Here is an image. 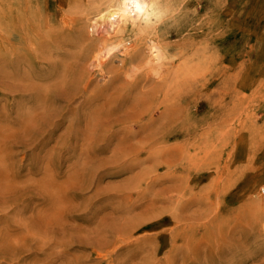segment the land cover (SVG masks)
Returning a JSON list of instances; mask_svg holds the SVG:
<instances>
[{"label": "rangeland", "instance_id": "obj_1", "mask_svg": "<svg viewBox=\"0 0 264 264\" xmlns=\"http://www.w3.org/2000/svg\"><path fill=\"white\" fill-rule=\"evenodd\" d=\"M117 1L0 0V264H186L177 237L188 227L202 241L194 264H264V0H152L160 14L148 28L93 32L95 18ZM108 38L107 52L101 44ZM136 44L144 54L128 68L152 73L141 91L166 77L163 93L171 88L179 99L166 119L187 139L195 136L170 157L140 165L136 155L115 160L131 144H84L92 114L105 103L90 98L96 84L74 98L53 93L66 76L92 72L93 58L83 59L88 46L102 49L108 70L123 65L115 55H136ZM155 111L160 117L164 109ZM167 162L169 169H154ZM85 168L83 186L73 188ZM165 173L201 196L187 215L211 209L214 216L216 208L227 215L252 202L258 232L237 228L227 240L241 247L214 258L209 230L216 225L179 226L171 204L149 205L182 181L154 185L143 201L138 186ZM133 200L138 205L122 217Z\"/></svg>", "mask_w": 264, "mask_h": 264}, {"label": "bare ground", "instance_id": "obj_2", "mask_svg": "<svg viewBox=\"0 0 264 264\" xmlns=\"http://www.w3.org/2000/svg\"><path fill=\"white\" fill-rule=\"evenodd\" d=\"M159 14L158 7L152 0H118L115 5L111 6L109 10H107L106 13L103 11L95 18L94 23L92 24V31L96 32L99 29L104 28L106 29L107 34L112 35L114 33L119 34V32L128 31L131 27H133V29L138 27L141 30H144V28H148L151 24L152 18H157ZM14 31V28L11 26L8 35V42L11 46L14 44ZM111 39L112 38H108L103 42V44H101L104 51L106 50L108 52L112 50L107 48V45L110 44L109 42L112 41ZM30 43L31 42L29 41V44ZM121 46H124V43L120 44L117 49H120ZM138 47L139 46L136 44L135 50L138 52L132 57H129V53H126L127 51L124 52V55H115L116 58L120 56L124 57L121 68L110 69L109 67V69L106 70V62L103 59L104 55L102 53V49L99 50L95 45L88 46L83 54V59L87 62L93 58L92 72L86 77L84 68H82L81 75H83V77H81L78 73H73L70 77L66 76V78L63 79V82L58 85L59 87L55 89L56 91L53 92L54 95L57 96L74 98L82 93H85L88 91L90 86L96 84V89L90 93V98L96 101L104 100L105 103L99 106L92 114V119L88 123L87 130L85 131V138L83 139L84 144L97 148L101 145H111L116 141H118L120 145L131 144L130 148L124 150L120 154H117L115 160H127L136 155V157H138L133 161V165H140L149 160L158 161L159 159L170 157L173 151H177L178 148L181 147L177 144L181 142H190L195 138L194 135H191L188 139L184 137L183 134H185V132L176 129L177 124L175 121L169 120L171 115L177 111L176 108L178 106L179 99L177 96L173 97L170 92L171 88L163 93L162 90L166 88L167 84L166 77H164V79L158 84L155 83L151 85L147 91H141L152 83V73L150 71H142L139 73L135 70V68H128L130 64L139 60L144 54V48L138 50ZM153 49H156V53H158L157 58H159L158 49L156 47H153ZM98 51L100 52L96 55ZM169 67L171 66L169 65ZM155 73L158 74L157 72ZM175 76H173V78H175ZM84 78L86 79V82L85 87L82 88L80 85L84 82ZM175 80L177 81V79ZM102 81L104 84H101ZM184 82H186V80ZM172 83H174V80ZM177 84L178 87L182 86H180L179 83ZM175 90L171 91L174 93ZM21 91L22 90L20 89V92ZM139 91L141 92L137 93ZM157 109H164L163 114L160 117L154 115L156 112L155 110ZM167 116H169V118L166 119ZM157 123H159L158 128L152 129ZM122 135L124 136L121 137ZM78 139L80 138L78 137ZM172 141L174 144H170ZM160 143L167 146L157 147ZM157 164H155L154 169L158 171L163 168L169 169L172 165L169 162L164 163L163 166ZM195 165L194 167H196ZM124 169L128 170L129 167L119 168V170ZM88 174L89 171L87 172V168L76 173L74 176L76 182L72 183L73 188L81 189L84 184L83 178H85ZM149 180L150 179L143 180V184L138 186L139 189L146 192L144 193L143 201L148 199L147 194L151 192L154 185H163L166 182L176 184L182 181V187L165 188V197H163L162 194H159L156 199L149 202V205L153 207L158 203L171 204L172 207L168 210V213L175 224L179 226H181L182 223L189 225L192 222L198 223L201 221H206L209 224L208 227L211 226V228L214 229V226L216 225L214 232L209 230V236H212L210 246L212 248L211 250L214 258L226 255L227 252L238 250L241 247L240 245L242 241L240 242L237 240L233 243H228L227 240L235 233L237 228L242 227L244 230L253 231L252 233L256 231L258 232L256 229V220L259 219L258 217L256 218V216H259V214L256 210L253 211L251 207L247 209L250 204L254 205L252 202H247L244 207H237L235 212L228 213L227 215H224L225 213L222 212L220 208H216L214 216H212L213 211L211 209L205 211L204 213L202 211L203 209L194 210L190 215H187L188 212L192 210V207L202 205V198L199 193L191 190L190 186H187V184L185 186L186 181L181 180L180 176H173L168 173H165V175L160 176L155 180ZM137 205L138 200H133L130 207H128L126 211H122V217L127 214L130 215L133 211L132 209H134ZM163 211L165 210H159L156 213H162ZM194 230V227H190V229L188 227L178 233V235H181L182 233L184 237L181 239L179 236L177 237L178 241L182 242L185 252L188 253V257L185 259L186 264L191 262L194 264L200 259L199 249L195 246H197V243H202V241L201 238L199 239L197 237L196 233L193 235V238L191 237V233H193ZM241 233L243 234L244 232L242 231ZM245 233L246 234L244 235L249 234L248 232ZM178 247H180L179 244ZM178 247H173V253L177 252ZM169 264L172 263L170 262Z\"/></svg>", "mask_w": 264, "mask_h": 264}]
</instances>
